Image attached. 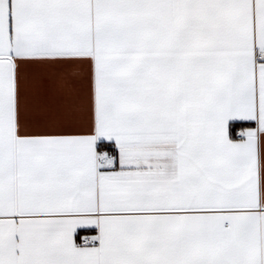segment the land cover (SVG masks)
Listing matches in <instances>:
<instances>
[{
  "label": "snow or ice",
  "instance_id": "obj_1",
  "mask_svg": "<svg viewBox=\"0 0 264 264\" xmlns=\"http://www.w3.org/2000/svg\"><path fill=\"white\" fill-rule=\"evenodd\" d=\"M0 264H264V0H0Z\"/></svg>",
  "mask_w": 264,
  "mask_h": 264
}]
</instances>
